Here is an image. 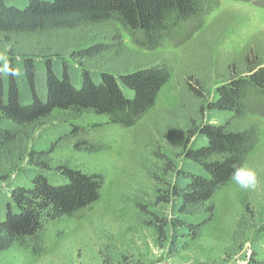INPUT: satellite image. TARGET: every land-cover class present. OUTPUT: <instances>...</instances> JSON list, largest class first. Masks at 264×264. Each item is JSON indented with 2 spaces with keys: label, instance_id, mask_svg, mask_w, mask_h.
Instances as JSON below:
<instances>
[{
  "label": "trees",
  "instance_id": "obj_1",
  "mask_svg": "<svg viewBox=\"0 0 264 264\" xmlns=\"http://www.w3.org/2000/svg\"><path fill=\"white\" fill-rule=\"evenodd\" d=\"M214 2L0 0V53L19 71L18 76L0 77V168L26 156L30 165L29 183L7 191L1 183L8 177L0 169V252L14 244L43 251L49 222L73 217L101 199L104 175L67 162L53 164L49 149L28 148L34 132L59 117L69 122L59 133V143L66 140L79 149L96 150L87 139L88 129L75 120L92 112L114 124L133 126L155 105L170 79L173 63L166 58L143 65L125 62L127 48L116 25L140 33V42L154 49ZM111 23L115 26L104 39L74 50L80 61H99L103 67L98 69L18 51L20 37L60 35ZM244 59L243 73L218 85L207 104V110L230 116L215 123L188 121L180 161L154 150L155 168L148 172L153 191L143 196V225L169 239L175 250L189 247L214 219V194L231 180L233 165L245 164L257 144L259 123L235 122L245 117L251 100H264V52L250 50ZM246 264L263 263L252 256Z\"/></svg>",
  "mask_w": 264,
  "mask_h": 264
},
{
  "label": "rangeland",
  "instance_id": "obj_2",
  "mask_svg": "<svg viewBox=\"0 0 264 264\" xmlns=\"http://www.w3.org/2000/svg\"><path fill=\"white\" fill-rule=\"evenodd\" d=\"M114 26L111 23L60 35L20 37L18 51L98 69L103 67L99 61H80L74 50L104 39ZM116 27L127 48L125 62L143 65L166 58L173 63L171 77L155 105L133 126L114 124L108 117L92 112L75 120L76 125L88 129L87 139L96 150L79 149L66 140L59 143L60 134L69 126L59 117L34 132L28 148L49 149L53 164L67 162L103 174L101 199L73 217L49 222L43 251L35 253L14 244L0 252V264H246L252 256L264 264L261 99L251 100L245 117L235 122L241 126L248 122L260 125L257 144L244 164L256 171V188L243 190L230 180L217 190L214 219L184 250H175L169 239L143 225V196L153 191L148 172L155 168L154 150H164L180 161L188 121L215 123L230 116L207 110V104L218 85L227 82L231 75L243 73L246 53L264 52V0H216L196 21L174 30L154 49L140 42V33L121 25ZM132 65L129 63L126 68ZM0 169L8 177L1 183L4 191L12 185L29 183L27 156Z\"/></svg>",
  "mask_w": 264,
  "mask_h": 264
},
{
  "label": "clouds",
  "instance_id": "obj_3",
  "mask_svg": "<svg viewBox=\"0 0 264 264\" xmlns=\"http://www.w3.org/2000/svg\"><path fill=\"white\" fill-rule=\"evenodd\" d=\"M5 75L18 76L19 71L12 68L6 54L0 53V77ZM230 179L243 190H253L258 184L256 171L244 164L233 165Z\"/></svg>",
  "mask_w": 264,
  "mask_h": 264
}]
</instances>
